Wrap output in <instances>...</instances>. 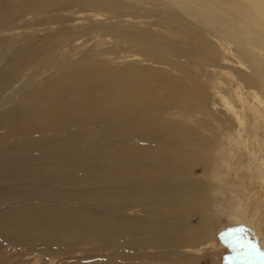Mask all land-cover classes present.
Here are the masks:
<instances>
[{"label": "rangeland", "instance_id": "obj_1", "mask_svg": "<svg viewBox=\"0 0 264 264\" xmlns=\"http://www.w3.org/2000/svg\"><path fill=\"white\" fill-rule=\"evenodd\" d=\"M38 1L40 2L0 0V102L8 98L7 103L0 108V264H177L178 256L181 258V261L178 260L180 264H190V261L193 264H244L241 260L231 259L235 254L227 239L233 236H244L264 251V231L259 224L244 216L240 202L245 197L242 192L234 191V186L244 188L248 183L250 186L255 184L258 179L254 175L258 174V170L254 175L249 170L260 166L259 161L264 166V130L256 127L253 110L249 107L245 110V131L242 132L248 143L239 145L244 148L237 151V156L240 157L235 159L241 167V173L251 175L242 180L238 174L236 178L230 177L234 172L230 173L227 160L229 151L234 150V147L228 140L229 134L224 136L223 143H219V147L211 153L212 178L208 175L213 245L201 244V248L186 246L190 240L182 234L185 231L181 218L170 213L168 216L174 218V221L168 219V213L163 208L167 204L157 197L158 190L147 184L148 187L141 179H134V182L129 174L133 165L138 166L141 171L146 166V162L139 164L136 160L134 164V155L128 152L130 141H143L144 144L146 140L139 130H135L138 126L133 125V122L136 121L128 118L120 120L116 116L113 119L112 114H98L90 109L92 103L97 105L93 96L95 91L86 94L88 90H80L79 93L78 90L74 92L61 88L64 77H69L68 71L80 68L93 58L109 60V64L115 65L126 64L133 57L126 56L128 52L124 49L118 58L114 53L107 57L102 54L120 44L114 42L105 31L93 28L94 24L109 22L110 19L81 8V3L75 0H52L50 6L45 8ZM152 20L154 19L140 21L137 18L124 20L123 24L138 29L150 27ZM69 31L74 32L75 36L68 45H42L46 37ZM68 93L74 96H68ZM29 97L32 100L28 101ZM83 97L85 99L81 101L80 98ZM72 98L75 100H70ZM38 103L42 105L39 106ZM53 103L54 107L51 109ZM79 104H82L84 113H76L75 107L79 108ZM55 107H59L61 113H54ZM46 110L45 115L43 112ZM103 115L108 117L104 118ZM91 116H95L93 119L97 118L93 120L94 123ZM31 119H35L33 123ZM39 120L44 122L41 124ZM49 127L52 128L48 129ZM59 137L63 139L60 141ZM76 139L80 141L75 143ZM65 144L67 145L63 146ZM129 155L132 156L131 159ZM247 155H251L252 165L244 167L248 163ZM243 157L246 163H240L239 159ZM125 168L129 170L126 171ZM195 172L201 176L204 170L199 167ZM120 176L126 178L120 180ZM134 186L138 188L134 189ZM135 190L141 193H135ZM152 191L157 196H152ZM127 193L132 195L128 196ZM134 193L136 197H132ZM251 193V199L256 194L264 199L262 192ZM148 194L158 201L148 198ZM138 197L141 201L136 199L137 203L135 198ZM159 200L165 204H161ZM150 202L157 205L152 206ZM259 212L261 210H257L255 219ZM191 220L192 224L199 223L198 216H193ZM129 224L135 230H131L133 228ZM173 227L176 231H173ZM177 234L180 236H176ZM184 240H188V243Z\"/></svg>", "mask_w": 264, "mask_h": 264}, {"label": "bare ground", "instance_id": "obj_2", "mask_svg": "<svg viewBox=\"0 0 264 264\" xmlns=\"http://www.w3.org/2000/svg\"><path fill=\"white\" fill-rule=\"evenodd\" d=\"M51 1L52 0H40L38 3L45 8L50 6L49 3ZM75 1L81 3V8L92 10L97 16L100 15L110 19L109 22L106 21L94 24L93 28L105 31L114 42L120 44L115 45L114 48L112 47L107 51H102L103 53H101L104 55L106 54V57L114 53L118 58L120 52L124 49L126 53L128 52L126 56L133 57V60H130L126 64L115 65L109 64V60H97V58H93L91 61L87 60L88 62L83 66L81 65L80 68L68 71L69 77H64L62 85L59 82L61 88L74 92L77 90L78 92L80 90L81 92L83 90H88L85 92L86 94L89 92V94H91L95 91L93 96L97 105L92 103L94 101L90 102L92 103L90 109H94L97 113L112 114L113 119H115L114 116H116L120 120L128 118L129 120L131 119V121L134 119L137 122H133V125H137L138 128H132L136 131H140V134L146 139L145 143L143 144V141L139 142L137 140H132L130 141L131 146L127 144L129 145L128 147H130V150H127L129 154L134 155L133 163L135 160L139 164L146 162V166L143 167L144 170L141 171L138 166L135 165L136 167H134L133 165L129 171L130 176L133 177L132 180L135 182L134 179H137V181L141 179L146 185L149 184L152 186V189L156 188L158 191L156 189L154 190L157 191L159 196L153 193V191L151 194L153 193L152 196L155 194L160 200L162 199L167 204V206L163 205L165 212L167 211L166 213H168L167 216L171 213L177 214L181 218V224L184 227L183 231H185L182 234L185 237L187 236L188 240H190L189 244H186V246L189 245L190 247L196 248L201 244L212 246L213 227L209 217L210 186L208 179L210 166H212L211 153L214 152L219 143H223L224 136L229 134L228 140L233 143L234 150L229 151L227 164L229 165L230 173L232 171L235 173L232 172L233 174H231L230 177H235L238 174L241 180L245 179L250 176L251 173H241V167L237 165L235 159L237 160L238 157H240L237 156V151H241L244 148L239 145H246L248 143V140H246L242 132L244 130V122L246 123V108L249 107L253 110L257 122L256 127L261 128L262 131L264 130V0ZM137 18H139L140 21H143V19L154 20L151 21L150 27L138 29H133L123 24L124 20L128 21ZM74 36L75 33L72 31L57 35L52 34L45 38L42 45L44 47L50 45H55L56 47L66 46L71 40L73 41ZM27 53L28 52H26V54ZM84 56H87V54ZM18 62H16V64ZM25 63L26 62H24V65H26ZM27 64H29V62ZM59 90L57 92L61 93ZM71 94L68 93L67 95L69 96ZM84 97L80 98V100L82 101V99H85ZM7 99L0 102V108L7 103ZM78 99L79 97H77V100ZM30 100L32 99L29 97L28 101ZM70 100L75 99L72 98ZM31 102L33 103V101ZM83 102L85 101L83 100ZM54 103L57 102L55 101ZM54 103L51 105V109L54 107ZM87 104H89V101ZM41 105L42 104L39 106ZM60 106L61 104L59 107ZM59 107L54 108V113H61ZM71 107L73 106L71 105ZM78 107L79 108H77V106L75 107V109H77L76 113H84L83 109H81L82 104H79ZM67 108L70 109V107ZM34 112L36 113V111ZM46 112L47 110L43 113L46 115ZM65 112H67V110ZM88 112L86 113L87 116L89 114ZM64 116L66 118L67 113ZM40 117L41 115H39V118ZM98 117L100 116L97 115V118ZM105 117L106 116H104V118ZM93 118L91 116L92 121L97 120V118ZM74 119L76 118L74 117ZM99 119L101 120V117ZM108 119L110 120V118ZM34 120L35 119H33V121ZM255 120L253 121L255 122ZM42 122H44V120ZM42 122L40 123L42 124ZM66 123L65 121V124ZM92 123H94V121ZM120 124L122 125V123ZM43 125L46 126L45 123ZM52 127L54 128V126ZM83 127L85 129L84 124ZM96 127L97 126H95V128ZM69 129L72 128L70 127ZM81 133L78 134L81 135ZM73 134L75 135V133ZM90 134L91 133H89V135ZM87 135H85V137ZM69 137L72 138L73 136ZM88 138L91 139L89 136ZM58 139L60 141L62 140L60 137ZM65 140H67V138L63 140L64 143ZM78 141L76 139L75 143H78ZM66 143L68 142L66 141ZM66 145L67 144L63 146ZM244 154L246 155V153ZM131 157L132 156L129 155V159H131ZM247 159L248 163L244 165V167L252 165L251 155H247ZM239 160L240 163L247 162L244 157ZM258 163L260 166L249 170L253 175L254 172L258 170V174L254 175L258 179L257 182L251 186L248 183L244 188L234 186V188H236L234 191L242 192L245 197V200L240 202L245 212L244 216L249 217L253 223L259 224L264 231V199L263 197L260 198L259 194L254 195L253 199L250 198V196L253 195L251 193L252 191H256V193L262 192L264 194V166L260 161ZM199 167L204 170L201 176L197 175L195 172ZM209 177L212 178L211 174ZM121 178L120 180H123L126 177ZM232 181L230 180V182ZM138 183L139 182H137V184ZM137 184L135 183L134 185ZM141 187L140 185V188ZM135 188L138 187L134 186V189ZM149 190L150 189H148V191ZM135 191V193H141V191ZM135 193L132 197H136ZM145 194H147V192ZM146 197L144 196L143 198ZM148 198H151L149 194ZM136 199L140 200L139 197L135 198V200ZM151 199H154V197ZM164 202H161V204ZM151 205L156 206L157 204L151 203ZM257 210H261V212H259L258 218L256 217L255 219ZM193 216H198V224L191 223V218ZM167 218L169 219L170 217L168 216ZM131 224L129 225L131 226ZM155 224L156 223H154V225ZM159 224L157 223V225ZM178 225L180 224L178 223ZM133 226H131V228H133L131 230H135ZM177 226L176 230L178 228ZM163 228L166 229L167 227ZM176 230L174 229L173 231ZM124 232L127 231L125 230ZM135 232L139 233L138 231ZM176 236H180V234ZM185 237L183 238L185 239ZM174 239L173 241H175ZM180 239H182V237ZM178 257L176 258L181 261V258ZM178 260H176V263L180 264ZM190 262L193 264L192 261Z\"/></svg>", "mask_w": 264, "mask_h": 264}, {"label": "snow or ice", "instance_id": "obj_3", "mask_svg": "<svg viewBox=\"0 0 264 264\" xmlns=\"http://www.w3.org/2000/svg\"><path fill=\"white\" fill-rule=\"evenodd\" d=\"M227 243L235 254L231 259L241 260L244 264H264V251L244 236H233L227 239Z\"/></svg>", "mask_w": 264, "mask_h": 264}]
</instances>
